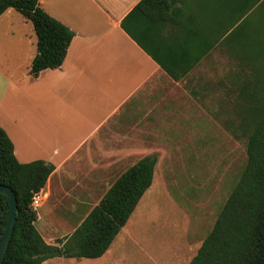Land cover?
I'll return each mask as SVG.
<instances>
[{"label": "crops", "instance_id": "0c3cea01", "mask_svg": "<svg viewBox=\"0 0 264 264\" xmlns=\"http://www.w3.org/2000/svg\"><path fill=\"white\" fill-rule=\"evenodd\" d=\"M38 1L74 36L61 65L33 77L32 24L13 8L0 15V127L19 162L53 164L41 205L86 214L122 172L151 155L146 149L179 147L203 131L204 58L174 80L145 50L163 56L189 48L181 37L230 35L262 2L151 0L135 9L141 0ZM47 230L49 238L60 232Z\"/></svg>", "mask_w": 264, "mask_h": 264}, {"label": "trees", "instance_id": "16d2710c", "mask_svg": "<svg viewBox=\"0 0 264 264\" xmlns=\"http://www.w3.org/2000/svg\"><path fill=\"white\" fill-rule=\"evenodd\" d=\"M151 0H141V9ZM155 3L158 0H154ZM13 8L28 20L36 37V54L29 73L35 77L43 69L63 62L74 36L67 26L50 16L38 0H0V15ZM226 36L181 37L187 50L169 48L160 53L145 50L171 78L178 80L214 47H226L241 66H248L254 81L240 86L244 97L252 89L245 126L246 162L221 206L212 228L188 264H264V0L250 21H236ZM121 26L124 27V20ZM125 31H127L125 29ZM182 47V46H181ZM197 48V49H196ZM186 65L180 70V65ZM259 95V96H257ZM157 158L147 155L128 167L64 240L48 244L35 226L37 214L31 206L35 192L45 186L54 169L42 159L19 162L13 143L0 127V183L9 186L17 201L14 230L2 264H42L54 257L97 258L109 248L126 224L139 200L151 186ZM8 204L0 193V239L7 219Z\"/></svg>", "mask_w": 264, "mask_h": 264}, {"label": "rangeland", "instance_id": "374dc122", "mask_svg": "<svg viewBox=\"0 0 264 264\" xmlns=\"http://www.w3.org/2000/svg\"><path fill=\"white\" fill-rule=\"evenodd\" d=\"M203 61L197 72L203 86V131L189 133L179 147L146 149L157 158L152 184L101 257L50 258L42 264H188L244 167L245 121L248 107L257 101L250 100V88L244 91L245 102L240 96L244 81L254 79L226 47L214 48ZM56 207L51 211L43 203L35 210L36 226L54 245L86 215L65 210L70 207L65 204ZM51 227L60 232L49 238Z\"/></svg>", "mask_w": 264, "mask_h": 264}, {"label": "water", "instance_id": "95a60500", "mask_svg": "<svg viewBox=\"0 0 264 264\" xmlns=\"http://www.w3.org/2000/svg\"><path fill=\"white\" fill-rule=\"evenodd\" d=\"M0 193L5 196L8 204L7 219L0 239V264H2L14 230L17 201L13 190L7 185L0 183Z\"/></svg>", "mask_w": 264, "mask_h": 264}, {"label": "built area", "instance_id": "2783aa9c", "mask_svg": "<svg viewBox=\"0 0 264 264\" xmlns=\"http://www.w3.org/2000/svg\"><path fill=\"white\" fill-rule=\"evenodd\" d=\"M42 197L43 194L41 193L40 190L33 194L31 199V206L34 210H36L41 205Z\"/></svg>", "mask_w": 264, "mask_h": 264}]
</instances>
